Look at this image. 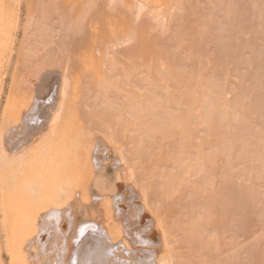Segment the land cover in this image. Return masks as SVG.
I'll use <instances>...</instances> for the list:
<instances>
[{"label": "bare ground", "instance_id": "6f19581e", "mask_svg": "<svg viewBox=\"0 0 264 264\" xmlns=\"http://www.w3.org/2000/svg\"><path fill=\"white\" fill-rule=\"evenodd\" d=\"M260 1L257 7L264 13V0ZM134 2L126 0L123 4L127 3L125 7L131 11L133 6L135 7ZM194 3V0H137L135 3L136 18L137 20L144 18V22L136 24L137 26L135 22L134 25L131 23L132 26L128 28L132 29L134 26L136 34L132 36L133 38L130 35L126 37L137 40L134 50L125 52L121 54L122 56L109 52L108 55L112 54L111 57L107 54L103 56L102 51V54L97 52L98 55H96V50L95 53H86L87 55L73 59L74 61L72 57L71 60L69 58L68 73L63 79L61 106L51 115L49 128L42 140H39L38 147L34 145L35 154L33 150L31 151L32 144L27 145L24 139L26 143L22 142L19 145L22 147L20 150L8 148L9 144L5 141L4 130L0 132V184L2 183L4 193L13 196V191L15 192L22 185V190L29 195V198L31 197L32 206L33 201L34 203L39 202L36 201L41 199L39 196L42 197L46 193L44 198L47 199L49 196L48 200H53V206H60L65 212L64 217L56 210L42 215L44 217L41 222L42 230L35 244L38 247L33 249L30 246L32 251L30 250L29 257H32L29 258V264H79V253H76L77 247L73 245L74 243L78 245L76 241L79 239H81V244L85 243V240L91 236L89 232L81 238L84 233L81 229L85 227L101 234L108 249L113 246L120 248L117 251L120 260L131 259L134 264L140 261L147 264V258H150V264H188V258L191 257L196 260V264H231L236 258L235 252L234 255L231 253L232 245L230 251L224 249L227 252L223 258L220 242L210 240L213 236L206 238L200 236V221L195 218L194 212L185 210V205L179 203L180 199L175 200L176 206L166 204L177 193L176 190L170 188L175 187L177 175L171 170L173 167L170 162L156 156L157 147H163L166 142H170L178 151H187L200 132L198 126L207 127L212 122L228 121L230 118H232V125L226 126L228 131H220L217 127H212L210 130L211 134L216 137L215 145H218L216 147H224L230 151L234 147H240L238 155L235 156L239 164L248 163L255 158L254 154H256L255 149L250 150L248 147L249 135L241 129V120L234 114H229L216 106L218 83L214 74L216 72L223 74L224 65L228 62L239 61L241 58L242 44L237 43L231 46L226 43V40L235 38L233 33L236 27L242 21L247 20L243 12L244 0L223 2L222 0H209L210 10L203 30L218 46V61L207 68L201 66L196 71L188 72L185 62L196 58L199 43L193 37L198 32V28H193L197 21L194 19L190 21L189 18L190 8L194 6ZM222 3L225 5L220 10L217 9ZM6 4L4 0H0L2 27H6L13 11L9 8L11 11L9 18L10 11L7 9L9 4L5 8ZM224 12H228L229 15L226 17ZM129 13L132 14V12H127ZM7 27L5 30H8ZM0 30L3 28L0 27ZM112 30L116 32L114 27ZM3 31L0 32V37ZM117 33L115 34L119 36L120 34ZM120 33H122L121 30ZM124 33H122L123 36L127 31ZM188 41L191 44H188ZM25 54L23 56H26ZM1 56L0 58H3V55ZM24 64L26 63L20 65ZM253 81L254 86L264 88V68H261ZM194 84L198 85L199 89L191 92L189 88ZM201 88L203 90L200 91ZM185 90L188 92H184ZM248 91V88L245 89V94ZM257 100L255 99L256 102L254 101L252 109L257 108ZM66 105H68V120L62 121L65 112L63 109H66ZM179 105H184V108L187 106L183 117V114L178 115L174 112L177 110L175 106ZM9 119L11 120V116L4 120L7 123ZM60 125L66 128L65 134L62 135L65 139L59 138L62 134ZM229 134L235 137L230 139ZM163 140L164 143L161 142ZM61 146L65 148L63 154L60 152ZM205 151L208 152V149L206 148ZM171 157L178 165L185 164L188 159H191L178 155ZM261 159L259 167L262 170L264 158L261 157ZM45 160L47 162L49 160L50 165L59 168L58 170L64 166L68 167V174L65 173L66 175L62 176L63 179L56 185L53 183L54 179L51 180L53 185L51 181H48L49 178L45 171L44 174L42 170L40 175H36L39 170L37 172L30 169L32 166L30 164L44 165ZM26 162L30 163V166L27 164L28 168L25 165L27 170H24ZM195 162L196 160H193L188 163L189 167H193L192 172L187 169L182 174L184 175L183 182L189 189L192 188L188 194L191 200H193L194 193L198 191V186H204L211 181V177L206 175L207 169ZM228 164L232 169L233 165L230 162ZM19 167H22L20 169L24 170L23 173ZM28 169L32 171L31 177H27L30 175ZM44 175L47 177L45 178ZM47 181L51 185L45 184ZM232 189L228 188L220 194L221 212L229 210L230 205L237 210L245 207L243 203L246 197L245 191H238L236 199L231 192ZM91 197L97 198L95 204L90 202L93 199ZM158 198L160 201L165 200V205H158ZM82 200H85L86 204H83ZM10 202L6 203V206L16 210L17 203L13 207L11 203H14ZM44 204L42 202V205ZM23 206L25 204L22 205V209L27 208ZM10 208H8L9 211H11ZM92 210L96 211L97 223H82L83 219L91 217ZM189 212L194 218H177ZM67 215L68 244L66 232L63 229L59 230V225L66 220ZM262 215L263 213L260 212L259 216ZM174 217L177 219L175 220ZM215 218L218 228L224 230L228 227L229 221L221 220L219 215ZM190 227L195 250L193 247L194 251L186 255L183 252L186 247L182 245L185 241L176 239L175 232ZM60 241L65 242L60 244ZM61 245L63 249H60ZM201 247L211 248L212 252H210L213 257L209 259V263L208 258L205 259L204 256L209 251L207 249L208 252L203 254ZM223 247L226 248L225 245ZM262 247L264 248V241L260 244V248ZM31 248L27 251L29 252ZM84 250L82 249L81 252ZM62 255L67 261L62 258ZM250 256L251 263H262L259 253L252 252ZM97 261L98 264H109L103 256H99Z\"/></svg>", "mask_w": 264, "mask_h": 264}, {"label": "rangeland", "instance_id": "374dc122", "mask_svg": "<svg viewBox=\"0 0 264 264\" xmlns=\"http://www.w3.org/2000/svg\"><path fill=\"white\" fill-rule=\"evenodd\" d=\"M118 1L4 0L7 3L4 5L5 8L9 4L10 7L8 6L7 9L13 10V17L9 10L8 17L11 14V19L5 25L6 27L10 26L7 27L8 30H5L6 27H2V24H0V27L5 31L0 30V32L3 31L0 37V51L2 50L0 56L3 55V58H0V60H4L5 58L4 61H0V132L4 130L5 141L9 144L8 148L20 150L22 147H19V145L26 141L27 145L30 146L32 144L30 146L32 147L31 151L33 150L32 152L35 154L34 145L36 144L35 146L38 147L39 140H42L43 135L49 128L51 115L61 106L63 79L66 73H68L69 58L71 60L72 57V60H75L76 58L84 57L86 53H95L96 50V55L103 52V56L107 54V56L111 57L112 54L111 56L108 54L112 52L117 56V54L123 55L125 52L136 48L137 40L127 39L126 37L130 35L133 38L132 36L136 34L134 26L132 27V29L134 28L133 30L129 29L131 23H133L132 25H134V22L135 25L141 24L144 22V18L138 20L136 18L137 7L135 3L137 0L135 2L133 0L135 7L133 6L131 11L127 10L128 7L126 9L127 3L123 4L126 0H121L122 2ZM194 1V6L190 8L191 13L189 18L190 21L193 19L197 21L193 28H198V32L193 37L199 43L197 44L198 53L196 58L185 62V68L188 69V72L196 71L201 66L207 68L210 65H215L218 61L219 53L215 41L203 30V25L206 24L210 10L209 0ZM260 2V0H244L243 12L247 20L242 21L236 27L233 33L235 38L226 40V43L231 46L237 43L242 44V49H240L241 58L239 61L228 62V64L224 65L223 74L219 72L214 74L215 80L218 83V86H216L218 91V94H216V106L229 114H234L241 120V129L245 131V134L249 135L248 147L250 150L255 149V158L246 164H239L235 160V156L238 155L240 147H234L231 151L226 150L224 147H216L218 146L215 145L216 137L211 134V128L217 127L220 131H228L226 126L232 125V118L228 121L219 122L218 120L212 122L207 127L198 126L200 132L194 141L191 142L187 151H178L170 142H166L165 144L164 140L161 141L164 143V146L157 147L156 149L157 158L162 157L170 162L172 164L171 167H173L171 170L177 175L175 187H170L176 190L177 193L169 201L166 200V204L169 203L176 206L174 204L175 200L180 199L181 202L179 203L185 205V210L194 212L196 214L195 218L200 221V236L202 238L213 236L210 240L220 242L221 252L224 255L222 256L223 258L225 257V252L231 250L232 245L231 253L235 252V255H233L236 258L232 260L231 264H255L250 262L252 252L259 253L260 260L262 261L260 264H264V248H260V244L264 241V168L261 170L259 167V163L262 160L261 157L264 158V88L260 89V87L254 86L253 81V78L261 71V68H264V13L257 7ZM224 5V3L220 4L217 9L220 10ZM127 12H132V14H127ZM223 14L226 17L229 15L228 12H224ZM113 27L118 32L117 34H120L119 36L112 30ZM117 27H120L122 33H126L127 31L126 35L123 36ZM129 30H132L131 34L128 32ZM188 44H191L190 41H188ZM26 52L28 54H25ZM24 54L26 56H23ZM21 55L22 57H20ZM19 63L26 64L20 65ZM71 64L73 63L71 62ZM197 88L199 89V86L194 84L189 89L191 92H195ZM247 88L249 91L245 94V89ZM184 92L188 91L185 90ZM255 99H258L257 108L252 109V105L256 102ZM183 106H175L177 108L174 111L175 114H183L182 117L185 116L184 110L189 104L185 108ZM63 111L65 112L62 117H65V119L62 118V121L68 120V105H66V109H63ZM9 116H11V120L9 119L6 123L4 119L9 118ZM66 123L68 127V121ZM60 127L62 134L59 138L62 139L64 138L62 135L65 134L66 128L63 125H60ZM234 137L231 134L228 136L230 139ZM239 144L241 143L239 142ZM64 146H61L60 152L62 154L65 153ZM206 148L208 152L205 151ZM172 155L190 157L191 159H188L185 164L178 165L172 159ZM193 160H196L195 164H202L201 166L207 169L206 175L207 177H211V181H208L204 186H198V191L194 193L193 200H191L188 194L189 191H192V188L189 189L186 183L183 182L184 175L182 174L187 169L192 172L193 167H189L188 163ZM49 162V160L48 162L46 160L44 163L42 162L44 165L46 164L45 166L26 162L24 166L30 164L32 165H29L31 170L37 172L39 170V173H36V175H40L42 170V174H44L45 171V174L49 178L47 180L51 181L54 179L53 183L56 185L63 179L62 176L66 175L65 173L68 174V167L61 166L62 168L58 170L59 168L51 166ZM229 162L233 165L232 169L228 164ZM26 166L23 167L24 170L28 167ZM24 170H21L22 173ZM31 170L30 175H26L27 177H31ZM46 171H50V175ZM48 181L45 184H49ZM52 181L50 182L51 184ZM228 188H233L231 192L234 198L237 197L238 191H245L246 197L243 199L245 207L243 209H233L230 205L229 210L221 212L220 209L222 208L220 205L222 202L219 197ZM22 189L23 186L21 185L15 192L13 191V196H8L10 194L4 193L2 183L0 184V264H29V258L32 257H29V253L32 251V248L38 247L35 244L38 242L37 237L42 230L41 222L44 219L42 215L56 210L61 212L62 217H64V208L53 206V200H48L50 198L48 195L47 199L44 198L46 193L42 197L41 195L39 196L41 199L37 197L39 200L36 201H39L41 204H38L39 202L34 203L35 201H33V206L36 204L33 207L32 203L30 204L32 201L31 197L29 198V195ZM25 194H27L26 197L28 198L25 197ZM91 198L93 199L90 202L95 204L97 198ZM11 199H14V201ZM164 201H160L158 198V205H165ZM8 202L12 206L14 205L13 207L17 203V209L14 210L15 208L11 207V209L9 206H6ZM18 202H20L19 205ZM42 202L45 204L42 205ZM81 202L86 204L85 200ZM23 204L27 208L22 209ZM28 206H30L29 209ZM190 212L184 214L183 217L177 216V218L191 219L192 215ZM260 212L263 213L262 216H259ZM90 215L91 217L83 219L82 223L89 224V222H93L96 224L98 219L96 211L92 210ZM217 215L221 217V220L229 221L226 229L223 230L217 227V219L215 218ZM174 218L175 220L177 219L176 217ZM59 226V230L63 229L66 232L68 244V215L66 220L61 222ZM81 230L84 232L81 238H84L85 234L89 232H91V236L85 240V243L83 242L84 244H81V239L76 241L80 245L79 247L76 243L73 245L77 247L78 251L76 250V253H79V264H98L97 259L99 256L105 257L109 264H134L131 259H128V261L126 259L120 260L117 252L120 248L118 249L117 246H113L108 249L106 241L101 234L89 230L88 227ZM82 231L79 230V232ZM178 231L175 232L176 239H184L183 241H185L182 242V245L186 247L183 249V252L186 255L191 254L193 247L195 250L194 242H192L194 238L192 228H183ZM64 242L60 241V244ZM109 244L112 246L111 242ZM224 245L228 249L222 248ZM28 248H31L29 252L27 251ZM60 249H63L62 245ZM82 249L86 250L81 252ZM207 249L209 253L204 256L206 257L205 259L208 258L207 261L209 263V259L211 260L213 257L211 255V248L206 247L202 253L208 252L206 251ZM224 249L227 251H224ZM62 258L67 261L64 255H62ZM27 259L28 263H26ZM147 260V264H150V258H147ZM193 260L196 264V260L193 257L188 258V264H194ZM138 264L146 263L140 261Z\"/></svg>", "mask_w": 264, "mask_h": 264}]
</instances>
